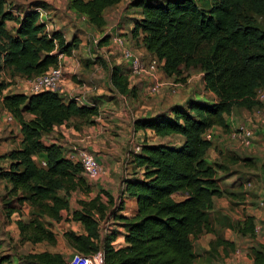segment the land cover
Listing matches in <instances>:
<instances>
[{"label":"trees","instance_id":"16d2710c","mask_svg":"<svg viewBox=\"0 0 264 264\" xmlns=\"http://www.w3.org/2000/svg\"><path fill=\"white\" fill-rule=\"evenodd\" d=\"M120 1L69 0L68 8L102 29L107 24L105 10ZM34 3L17 15L6 10L5 0H0V71L7 68L15 76L32 78L56 65L60 54L72 55L79 46L77 37L68 41L62 30H48L36 9L42 3ZM132 6L139 14L130 28L132 38L140 40L149 54L164 60L168 76L181 75L183 67L200 68L205 89L214 99L192 96L184 105L136 118L135 131L151 130L156 135L175 134L185 139L176 146L144 142L133 152L134 169L143 168V173L135 171L125 178L122 193L136 201L134 215L123 214L124 204L116 208L114 195L105 191L107 202L100 194L78 200L71 218L81 222L85 232L67 230L63 236L81 254L102 251L104 264H214L199 261L195 249L198 236L212 228L209 214L216 209V198L225 194L218 177L222 167L208 158L213 140L205 133L231 127L229 117L236 107L261 106L257 92L264 89V27L259 18L264 17V0H133ZM8 21L15 22V28H9ZM109 38L104 36L100 44ZM111 70L114 90L134 95L136 86H131L128 74L119 66ZM8 85L0 81V106L19 124L22 141L10 154L14 160L10 170L0 169V178L9 179L10 190L28 194L23 202L61 220L62 211L71 206V192L89 193L90 186L81 163L67 157L57 143L45 144L44 135L71 119L90 123L99 107L65 101L59 90L4 94ZM37 155L43 156L46 166L36 162ZM230 157L232 163L241 159ZM111 219L124 228V245L114 244L119 231L108 228L102 232L103 224ZM25 226L33 242L57 238L37 220ZM236 228L243 235H253L255 218L238 221ZM254 250V264H264V246ZM211 253L218 257V246ZM26 259L30 264H69L61 252L48 250L29 254Z\"/></svg>","mask_w":264,"mask_h":264},{"label":"rangeland","instance_id":"374dc122","mask_svg":"<svg viewBox=\"0 0 264 264\" xmlns=\"http://www.w3.org/2000/svg\"><path fill=\"white\" fill-rule=\"evenodd\" d=\"M34 2L42 3L40 5L49 12L48 21L52 24H49L48 30L61 28L68 40H72L73 37L80 39V44L74 52L81 57L79 71L86 72L88 67L85 66V63L90 62V78L93 79L98 75L101 79L99 86L106 89V82L111 77V69L116 64L131 77L130 83L131 86H136V93L122 97V95L115 94L114 88H108L109 91L103 92L100 101L98 100L101 103L100 111L98 115L91 118L90 130L89 126L85 129L81 127L78 130L79 134L85 135L87 140L90 138V147L92 148L90 151L100 161L103 172L97 181L87 180L90 186L89 193L83 190L71 192L69 197L71 206L62 211L63 218L61 220L52 219L46 214L38 212L28 201L23 202L25 194H28H24L23 191L10 190L12 186L9 179L0 178V261H4L0 264H30L32 261L26 259L29 254L45 250L61 252L68 261L75 256L83 261V264H104V254L101 259L96 258L98 255L81 254L74 250L63 236L67 230H76L77 232L80 226L84 228L81 222L71 218L73 210L79 207L78 200H89L100 194L103 201L107 202L108 197L105 191H109L114 193L116 208L124 204L123 213L130 215L135 212L137 209L135 200L124 197L122 193L125 178L133 176L132 173L135 171L139 175L143 173V168L134 169L131 162L133 152L144 142H160L176 146L182 140L175 134L156 136L153 131L146 130H144L145 134L137 137L133 134V122L138 117H150L155 113L168 111L173 105H184L187 99L192 97L191 92L195 88L204 92L205 83L203 84L202 71L200 68L186 69L183 67L182 74L177 77L168 76L164 72L165 74L160 76L163 83L161 92L151 94L148 87L152 83V79L149 76L134 75L131 66L125 63L127 60L121 54L122 48L113 43L115 37L121 36L125 40L124 47L130 49L134 56L139 58L152 56L143 47L140 40L136 41L131 36L130 28L134 18L139 17L136 8L132 6L133 0H121L108 7L105 10L107 24L102 29L93 27L69 9V0H5V8L18 15L32 3L35 4ZM259 19L261 26L264 27V17ZM7 24L9 28H15L17 25L13 21H8ZM106 35H109L110 38L100 44V40ZM95 40H99V42L95 44ZM89 54L93 56L87 58L86 56ZM61 55L64 73L63 58L65 54H60L59 59ZM95 55L98 56L95 58L96 60L94 59L97 57ZM104 55H107V58H104ZM119 63H123V66ZM95 64L98 65L97 68L94 66ZM165 79L171 83L168 87L165 86ZM0 81L9 83L4 94L22 92L25 90V85H29V78L15 76L13 71L7 68L0 71ZM94 81L90 83L95 84ZM187 88L191 89L189 94L186 92ZM174 89L177 90L176 93H172ZM204 97L207 96L204 95ZM145 103L147 104L143 107L142 105ZM260 107L259 105L251 109L236 107L229 117L231 127L225 130L216 127L213 131V147L208 153V158L217 163L219 168L222 167L219 169L218 177L219 184L225 190V194L216 198V209L209 214L211 231L209 229L208 232L202 233L195 240V249L201 262L254 264V249L264 246V125L260 120ZM131 109L133 110L131 111ZM9 113L8 110L0 106V169L2 171L10 170L11 164L14 162L10 154L13 150L20 148L22 141L20 126L15 120L7 118ZM124 117L127 122H123L126 127L122 128L117 123L121 122ZM73 124H76V120ZM86 124L88 123L86 122ZM241 124L247 125L253 131L251 146H245L231 137L232 130ZM65 137L58 128L52 133L44 135V142L51 144L56 140L65 155L78 162L80 152L88 149L83 144L68 145L66 140L63 141L66 139ZM183 139L185 138L183 137ZM230 155H237L241 159H238L237 163H232ZM41 157L43 156L35 157L38 164ZM247 157L249 160L243 159ZM182 197V195H177V198ZM248 217L255 218L256 231L253 232V235H243L236 228L238 221L244 222ZM32 220H37L48 230H52L57 236L56 240L37 243L28 239L29 233L25 225ZM116 225L119 224H114V219H111L103 224L102 232L104 233L108 228L115 229ZM220 240L223 245H217ZM215 246H218V257L211 253ZM84 259L86 260L84 261Z\"/></svg>","mask_w":264,"mask_h":264},{"label":"built area","instance_id":"2783aa9c","mask_svg":"<svg viewBox=\"0 0 264 264\" xmlns=\"http://www.w3.org/2000/svg\"><path fill=\"white\" fill-rule=\"evenodd\" d=\"M37 11L39 12V21L45 23L47 29H49V12L43 7H38ZM82 19L86 20V17L82 16ZM124 41L125 40L123 39V37L117 36L114 38L113 43L116 44L117 47L122 48L121 54L131 66L132 73L134 75L149 76L152 79V83L148 87L150 93H160L163 85L160 76L165 74L163 70L164 60H160L154 56H151L150 58H139L138 56H134L133 54H131L130 49L124 47ZM94 42L95 44H97L99 40H95ZM62 76L63 66L61 55L58 64L51 66L46 72L42 74L29 78V88L31 93H38L48 90H60ZM176 92L177 90L174 89L172 93ZM257 99L261 102L260 120L264 125V89L258 90ZM7 118L10 120H14L13 115L11 113H9V116ZM205 137L208 140H212L213 130H208L205 133ZM231 137L232 139L239 141L245 146H251L253 131L250 128L246 127L244 124H241L237 128L232 130ZM79 162L82 165L83 173L85 174L87 180L92 181L101 177V174L103 172V166L101 165L100 161L94 156L93 153H90L87 150H82L79 154ZM41 165L46 166V162L41 161ZM97 254L98 256L96 258L101 259L103 256L101 252ZM77 259L78 257L73 256L69 261V264H83V261ZM85 260L86 259H84V261Z\"/></svg>","mask_w":264,"mask_h":264},{"label":"crops","instance_id":"0c3cea01","mask_svg":"<svg viewBox=\"0 0 264 264\" xmlns=\"http://www.w3.org/2000/svg\"><path fill=\"white\" fill-rule=\"evenodd\" d=\"M51 17H52V15H51ZM50 23L52 24V22H50ZM53 30H57V29H53ZM59 30H62V29L60 28ZM65 37H66V35H65ZM66 39H67V37H66ZM68 41H70V40H68ZM91 56H93V55L89 54L86 57L90 58ZM95 56H97V55H95ZM106 56L107 55H104V58H107ZM95 58H98V56L94 57V59ZM125 63L128 64L127 61ZM122 64H120V65H122ZM63 65H64V73H63V78H62V81H61V89L59 90V92L62 94V96L65 99V101L74 100L78 106L87 105V106L90 107L91 105H97L100 108L101 103L98 102V100L100 101V97L102 96L103 92L106 93L107 91H109L108 88L109 89H113L114 88V86H113V84L111 82V78L108 79L107 82H106V84H107L106 85V89L103 86H99V83L101 82V79H100V77L98 75L94 76L93 79L90 78V62L87 61L85 63V66L88 67V70L86 72L79 71L80 70V66H81V57L76 55V53H73L72 55H69V56L65 55L64 58H63ZM94 66H96V68L98 67L97 64H95ZM109 66L112 67V65H109ZM115 66H118V65L114 64L113 67H115ZM99 68L101 69V67H99ZM122 71H124V70H122ZM201 76H202V80H203V73H201ZM129 78H130V81H131V77L130 76H129ZM93 81L95 82V84H91L90 83V82H93ZM164 83H165L166 87H168V85L171 84V83H169L168 79L167 80L165 79ZM203 84H204V80H203ZM204 89H205V85H204ZM184 90H186V89H184ZM190 90H191L190 88H187V90H186L187 94H189ZM22 92L23 93H30L29 85H25V90L22 91ZM114 92H116L115 94L121 95L116 90ZM191 93H192V96H195V97L201 98V99L202 98H209V99L213 100L212 98H214L213 93L208 91V90H206V89L204 90V92H202V91L198 90V88H195V89H193V91ZM204 95H206L207 97H204ZM123 96L124 95H122V97ZM146 104L147 103L143 104L142 106L144 107V106H146ZM157 105L159 106L160 104H157ZM132 110L133 109H131V111ZM27 117H31V115L27 114ZM75 120H76V124L74 125L73 122H75ZM126 120H127L126 117H124V118H122V121L118 122L117 124L119 126H121L122 128H125L126 126H125V123H123V122H127ZM87 126H89L88 129L90 130V123L86 124L84 122V120H81V119L77 118V119L69 120L67 122V124H63V125H61L59 127H56L55 130L60 128L61 132L66 136L65 137L66 139H64L63 141L66 140L65 142L68 145L75 146L76 144H83L85 148L90 150V148H91L90 147V138L87 140L85 135H81L78 132V130L81 127H83V129H85ZM146 131L150 132L151 130H146ZM140 132H142V133H140ZM75 134H78V136H75ZM133 134L138 137V136H141V134H145V131L144 130L135 131V129H134V133ZM176 136H179L181 138L182 142L184 141L183 137H181L180 135H176ZM56 142H57L56 140L53 141V143H56ZM182 142H180L179 144H181ZM149 143L150 144H156V143H160V142H149ZM139 150H140V146H138L136 148L135 152H138ZM129 199H132V198H129ZM136 205H137V203H136ZM136 211H137V209L135 210L134 213H132L130 215L125 214L122 211L121 212L123 214H125L126 216H132V215H134L136 213ZM114 224H119V222L114 220ZM112 229H114V228H112ZM115 230L119 231V234H118L114 244L118 245V246L124 245L125 244V242H124V234H123L124 233V228L119 224V225H116ZM77 232H79V233L83 232L84 233L85 229L80 226V229H78ZM101 254L103 255L102 251H101ZM94 255H98V254H94Z\"/></svg>","mask_w":264,"mask_h":264}]
</instances>
